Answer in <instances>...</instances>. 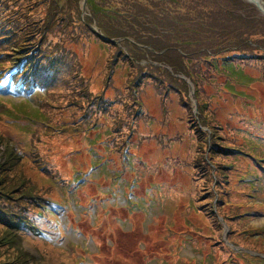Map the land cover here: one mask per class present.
I'll return each instance as SVG.
<instances>
[{
    "label": "rangeland",
    "instance_id": "rangeland-1",
    "mask_svg": "<svg viewBox=\"0 0 264 264\" xmlns=\"http://www.w3.org/2000/svg\"><path fill=\"white\" fill-rule=\"evenodd\" d=\"M0 17L19 28L0 48V89L24 51L22 72L36 63L47 83L0 91V264H264V129L253 125L264 121V13L254 3L0 0ZM196 46L212 56L201 66ZM160 64L196 66L174 83L184 106L160 99L170 83ZM141 98L134 128L108 135ZM111 214L119 224L106 239Z\"/></svg>",
    "mask_w": 264,
    "mask_h": 264
},
{
    "label": "trees",
    "instance_id": "trees-1",
    "mask_svg": "<svg viewBox=\"0 0 264 264\" xmlns=\"http://www.w3.org/2000/svg\"><path fill=\"white\" fill-rule=\"evenodd\" d=\"M1 19L3 20V18L0 17V46H1V44H2L3 42L6 41L5 39L9 40V39H10L9 37L11 36V34L14 33V32H16V30L19 29V28L17 29L16 25H14L13 27H10L9 24H6V23L2 22ZM14 40H16V38H14ZM14 49H15V50L17 49L16 46H15ZM17 50H18V49H17ZM173 53H177V54H178L177 51H173ZM130 55H131V54H130ZM131 56H132V55H131ZM138 60H139V59L134 58V61H132V62H133V68H135L136 66H139V65H140ZM177 62H178V63L181 65V67H182V63H181L179 60H177ZM36 65H37V64H36ZM150 66H151V65H150ZM36 67L38 68V65H37ZM142 67H144V66H141V68H142ZM151 67H152V66H151ZM158 70L161 72V74H163V76H167V78H168L169 81H170L169 86H167V87H166V90H164L166 94L180 91V89H179V90H176V88H175V86H174V83L177 82V81H179V80H181V79L175 77V76H174L172 73H170L167 69H164V68H162V67H159ZM183 71H184V69H183ZM34 72H35V74L39 73L37 69H36ZM41 73H42V72H41ZM193 73H194V72H193ZM143 79H144L143 74L139 75L138 80H137V83H138V84L141 83V82L143 81ZM72 85H73V87H74V83H72ZM75 89H76V88H75ZM75 89L71 91V96L73 95ZM133 90H134V88H133ZM165 93H164V94H165ZM71 96H70V97H71ZM70 97H68V98H70ZM130 107H131V110H130L129 113H127L124 117H122V116H117L116 120H114V122H113V128H116V130H113L114 132L119 131L120 127H123V128H124V127H127V128L129 129L128 132H130V131L134 128V125H133V124L137 122V119H136L135 114L133 115V117H131V115H132V109H133V105H132L131 103H130ZM191 127L194 128V126H191ZM196 131H197V130H196ZM128 132H126V133H128ZM197 132H198V131H197ZM7 161H8V164L10 165V169H11L12 166H13V165H11V164L13 163L12 158L9 157V159H8ZM2 169H3V166L0 165V175H1V171H2ZM0 181H1V179H0ZM1 193H2V192H0V195H1ZM0 210H1V209H0ZM1 211H2V210H1ZM12 216H15V213H11V214H9V215L7 216V218H8V219H11ZM0 221H1V220H0ZM5 225H7V226H12V225H16V224H14L13 222H7V223H5ZM8 228H9V227H8Z\"/></svg>",
    "mask_w": 264,
    "mask_h": 264
},
{
    "label": "bare ground",
    "instance_id": "bare-ground-1",
    "mask_svg": "<svg viewBox=\"0 0 264 264\" xmlns=\"http://www.w3.org/2000/svg\"><path fill=\"white\" fill-rule=\"evenodd\" d=\"M255 127H258V128H262V129H264V121L263 120H259V121H257L256 119H254V124H253ZM80 139H81V137H80ZM51 147H53V145H51ZM55 147H57V145L55 146ZM72 147H75V144H74V141H72V143H70V144H65V145H63L61 148H58V150H55L54 152H50L51 154H54V155H57L58 153H59V151H65L66 149H70V148H72ZM56 152V153H55ZM53 155V158H52V161H54L55 162V157L56 156H54ZM54 165L56 164H59L58 162H55V163H53ZM118 224H119V222L117 221V219L115 218V217H113V214H111L110 216H108L107 217V223H106V225H105V228H104V231H105V238L107 239V233H108V229H110V228H112V230L113 231H115V228L118 226ZM99 241V240H98ZM97 241V242H98ZM125 252V251H124ZM126 252L128 253H130L131 255L133 254V253H135V252H133L132 250H130V249H128V250H126ZM224 254H219L218 255V258H220V256L222 257ZM118 258H120L121 260H124V261H126V262H128L127 260H126V258H127V254H125V253H118V256H117ZM149 257V259L150 258H152V256H148ZM131 264V263H130Z\"/></svg>",
    "mask_w": 264,
    "mask_h": 264
},
{
    "label": "water",
    "instance_id": "water-1",
    "mask_svg": "<svg viewBox=\"0 0 264 264\" xmlns=\"http://www.w3.org/2000/svg\"><path fill=\"white\" fill-rule=\"evenodd\" d=\"M257 2V1H256ZM257 4L260 6L259 2H257ZM260 8L264 11V8L262 6H260Z\"/></svg>",
    "mask_w": 264,
    "mask_h": 264
}]
</instances>
